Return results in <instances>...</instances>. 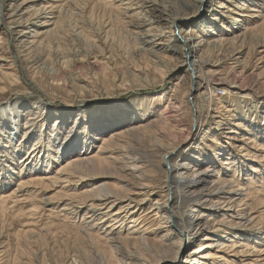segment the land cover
<instances>
[{
	"label": "rangeland",
	"instance_id": "obj_1",
	"mask_svg": "<svg viewBox=\"0 0 264 264\" xmlns=\"http://www.w3.org/2000/svg\"><path fill=\"white\" fill-rule=\"evenodd\" d=\"M129 1L132 6L140 2ZM151 1L171 14L181 9L179 0ZM48 2L51 0H0V264H98V255L104 257L105 264H132L135 255L154 264L219 261L208 260L210 255L224 256L228 264H264V0L246 3L259 10V18L254 20L238 17V4L227 0H203L197 9L183 10L195 24L196 35L189 49L201 37L218 41L215 48L210 43L200 53L201 61L210 63L204 71L219 73L218 88L203 97L199 96L203 89H195L190 74L174 68L183 51L174 36L171 46L180 54L161 53L156 58L149 53L156 42L173 35V30L161 26L155 33L170 34L146 43L137 34L147 29L137 17H129L127 6L118 0H55L54 9L47 8ZM24 4L26 13L20 15L17 9ZM206 15L205 26L200 22ZM235 19L240 22L235 23ZM26 20L28 25L23 29L28 32L38 29L33 24L37 20L52 24L41 30L37 48H21L14 41L22 29L17 25ZM240 28L245 30L238 31ZM168 106L172 115L166 110ZM126 108L128 113L123 112ZM167 115L173 123L161 124L165 122L160 118ZM220 120L225 124L218 126ZM252 123L254 127L249 128ZM202 129L208 132L204 135ZM231 129L239 133L234 134L238 140L230 139L233 135L227 131ZM114 136L115 145L104 142ZM57 141L60 146H77L95 159L102 155L108 162L123 161L129 152L137 154L140 164L151 161L144 165V172L156 189L141 205L144 214L154 210L148 215L152 222L145 233L131 234L142 229H129L128 221L120 235L121 244H116L121 250L105 239L107 225H112L109 230L116 227L112 213L128 201H118L113 211L102 209L105 216L100 215L85 232L81 224L86 208L79 216H61L64 203H89L93 189H107L126 200L136 179L126 171L101 170L98 165L85 176L87 179L79 171L72 172L74 169L62 175L65 170H61L76 155L63 148H55L59 152L54 153L50 147ZM170 151L205 159L204 167L217 159L221 179L231 180L235 188L239 185L250 190L248 211H259L253 215L255 222L243 227L222 226L218 221L223 217L207 214L201 218L202 225L208 223L205 232L196 226L195 232L185 236H167L170 227L164 224L162 214L153 215L158 213L156 202L165 195L162 158ZM253 168L259 175L253 174ZM42 176L51 178L52 186L41 182ZM21 182L25 190L18 189ZM214 185L215 189L219 186ZM221 203L220 215L230 212L229 205ZM172 211L180 213L176 208ZM102 216L107 222L96 225ZM244 243L249 250L242 247ZM163 255L172 259L164 261Z\"/></svg>",
	"mask_w": 264,
	"mask_h": 264
},
{
	"label": "bare ground",
	"instance_id": "obj_2",
	"mask_svg": "<svg viewBox=\"0 0 264 264\" xmlns=\"http://www.w3.org/2000/svg\"><path fill=\"white\" fill-rule=\"evenodd\" d=\"M54 1L55 0H51V2H48V4H49V5H47L48 9L53 8V2ZM134 1H139V0H134ZM239 1H243V2H239ZM248 1L251 2L253 0H227V2L230 4H235V3L238 4V5H235V7L237 9H239L241 12V13H238V17H248L252 20L259 18V16H258L259 10L256 8L251 9L246 4V3H248ZM118 2L121 3V5H123V6L124 5L127 6L125 9V13L129 17L130 16L131 17L132 16L137 17L139 22H140L141 27L144 28L145 30L147 29L146 31H148V32H144L142 34H137V35H139L138 37L142 38L143 41H145L146 43H149V41H151L152 38L162 37L165 34H170V32L169 33L166 32L163 34V32H161V31H159V32L157 31V33H155L156 30L159 28L167 27L170 31L173 30L171 32V33H173V35H171V36L166 35V38L164 40H160V41L156 42L149 53L156 58H158V55H160L161 53H170V54L177 55V53H179V49L175 48L174 46H171V43H172L171 37L174 36L175 42H177L179 45H181L182 50H183L181 53L182 60L180 62L177 61L176 62L177 64H175L174 68L178 69V70L179 69H185V71L190 74V78L195 84V86H194L195 89L198 91L200 89H203V91L200 92L199 96L203 97L204 95H206V93H208L207 95L214 94L213 93L214 90H216L218 88V85H219L217 83L218 79L216 78L219 76V75L217 76V74H219V73H216V71H212L211 69L204 71L205 68L210 67V63L205 62V61H201L200 53H201V51H203L202 50L203 47L207 44L211 43L212 44L211 46H213L215 48L218 41L217 40L209 41V40L201 37L196 43H194V47L192 49H189V45L196 35V33L193 32L194 31L193 28L195 27L194 26L195 24L193 23L191 18H186L184 16L185 14L183 13V10H188L191 8L197 9L199 6H201L203 0H179V5H180L181 9L178 11L174 10L175 12H172V14H171V12H169L168 9H167L168 11L166 9H164L162 7V5H160V3L157 4L151 0H140V2L134 3L133 6L130 5L129 0H118ZM25 3H27V2H25ZM9 4L7 6H9ZM25 5L26 4H24L23 6H21L20 8L17 9V12L21 13L20 15H24L26 13L24 11ZM217 7L220 8L221 6H217ZM229 11H232V10H229ZM43 12L45 13V11H43ZM245 13H251V14L246 15ZM14 15H15V13L10 15V18H13ZM16 15H18V14H16ZM207 16L208 15H206L204 17L205 19L202 22H200L202 25H205V26L208 25L207 21L209 18L206 20ZM0 20H3L2 16H0ZM39 20H41V19H39ZM39 20H37L33 23L34 26H37L38 29H36V30L31 29V32L25 31V29H23L26 25H28L27 20L25 22H23L24 24L22 23V24L17 25L18 28H22V29H20L18 32H16V34H15L16 38L14 39V41L18 42L20 44L21 48L29 49V48H37V46H39V44H40L39 37L42 33L41 30H43L47 26L52 25V24H50V21H42L41 22ZM0 22H2V21H0ZM135 22H137V20ZM234 22L237 23L240 21L235 19ZM200 23H198V24H200ZM133 26H135V25H133ZM141 27H140V29H142ZM235 28L236 27L234 26V29ZM236 29H239V28H236ZM241 30H245V28H240V30H238V31H241ZM227 31H229V30H227ZM172 41H173V39H172ZM12 42H13V40H12ZM220 83H222V82H220ZM209 90H210V92H209ZM203 92H205V93H203ZM174 98H176V97H174ZM175 108H176V106H175ZM166 110L169 111L168 112L169 114L171 113L170 112L171 111L170 106H168ZM123 112L128 113L129 109L126 108ZM170 115H172V114H170ZM170 115H167V117H164V116L161 117L160 122H165V123H161V124L164 125L167 123H171L172 119L170 120L171 122H169V119H168L169 117H171ZM173 120H174V118H173ZM177 122H179V121H177ZM224 124L225 123H223V120H220L218 122V126L224 125ZM262 126L264 127V125H262ZM248 127L253 128L254 124L253 123L249 124ZM202 130H203L202 133L204 135H205L204 131H206V133L208 132L207 130H204V129H202ZM217 130H219V129L217 128ZM227 132H228V134L233 135L230 139H232L233 141L238 140L236 138L237 136L236 137L234 136V134L237 133L236 130L231 129ZM237 134H239V133H237ZM132 138L134 141H136L134 139V137H132ZM114 139H115V136L112 137L111 139H108V140L105 139L104 142H106V143L108 142L107 143L108 145H110V144L115 145L114 142H116V141H114ZM127 143H129V142H127ZM213 143L214 144L217 143V140L214 139ZM132 146L136 147V145L134 146V144ZM55 148L56 149L63 148L61 150L67 151V152L72 150L70 152V155H74V154L76 155V156H73L74 159H72L71 162H68L67 163L68 165L61 170V171L65 170V172L63 171L64 174H62L63 172H61L62 175H65L66 172L74 169L72 172L76 173L79 171L78 173L85 174V175H83L84 177L85 176L89 177V174H91L92 171H94L93 166L98 165V167L97 166H95V167L100 168L101 170H106L107 168L111 169V170L112 169L116 170L115 168H117L121 171H126L130 175H132L133 178L136 179V183L134 184L135 186H133V190L130 192L131 194H129V196H131V197H126V200L122 199L120 197L121 194L119 195V194L111 193L107 189L106 190L93 189L92 190L93 191L92 198H90L89 203H75V202L64 203V205L62 206L63 207V209H62L63 214L61 216H64V217H66V215H68V216L69 215L79 216V214H81V212L83 211V208H86V211H88V213H85L84 215H86V216L82 217L83 219H82V224H81L82 229L85 232V231H87L88 227H91L93 225V224L91 225V223H93V221H95L97 218H99L100 215H103V214H101L102 209L107 208V210H112L113 207L118 203V201H124V202L128 201V203L126 205L121 206L119 209H117V211H114L112 213L111 216L114 219H112L111 221H114V223H115L114 226H116V227H114V228L112 227L109 230L108 228H110L112 225H107V227H106L107 230H105V232H103L105 234V236H104L105 239L107 240V238H108L107 242H111L114 245L115 249L121 250V247L120 248H119V246L117 247L116 244H119V243L121 244L120 241L122 239H120L121 238L120 235H121V233H123L122 232L123 227L126 226V223L128 221L131 224L129 226V229H135L138 226H139V228H137V229H142V230H134L131 234L134 235L136 233H140V231L142 233L143 232L145 233L147 231L148 227H146V226L148 225V223L152 222V220L149 222L150 218L148 217V215L150 213H153L154 210L151 209L148 213L144 214L143 212H141L142 211L141 205L143 204L144 201L146 202V199H148L149 197H151L153 195L152 190L156 189V188H153L152 185L147 182L149 180V178H148V175L145 174V172H144V169L146 168V166L149 163H151V161L150 162L147 161L145 163L140 164V162H142V160L140 158H138L137 154L134 155L133 152L128 153L125 151L128 154H125V155L122 154L123 155V158H122L123 161L119 160L116 162H108L107 159L102 157V155L99 156L100 154L98 155L99 158L95 159L94 156L93 157L86 156V154H84V152H81V148H78L77 146L76 147H74V145L72 147H70V145L60 146L58 141H57V143H55V145L50 147V149L53 150L54 153H58L59 151L57 152V150H55ZM109 149H111V148H109ZM136 149L138 150V147ZM133 150L135 151V149H133ZM137 150H136V152H137ZM131 151H132V149H131ZM139 151H141V150H139ZM67 152L65 155H67ZM219 152L220 151L216 152V154L214 155V159H216V156H217V154H219ZM142 154H144V153H142ZM145 154H147V153H145ZM142 156H144V155H142ZM147 156H149V155H147ZM150 156H152V155H150ZM139 157H140V155H139ZM142 159L144 161V158H142ZM149 160H151V159H149ZM217 161H218L217 159H216V161H210V163L208 162L210 165L207 167H204V165L207 161L205 162V159H201L200 157H195L194 155H189V156L177 155V153H175L174 151H170V152L165 153V155L162 158V162H164V164L166 166V168H165L166 169V187L164 189L165 195L163 194L164 195V196H162L163 199H159L156 202V204H155L157 206L156 211L158 213H155L153 216H156V214H162V216H163L162 219H164V221H165L164 224H166V226L169 225V227H170L169 232H167V236L179 235V234H180V236L181 235L185 236L187 233L189 234V232L190 233L191 232L193 233V231L195 232L194 229L196 226H197L196 229H198V231L205 232L208 229V225H207L208 223L205 222L206 224L202 225L201 224V218L206 216L207 214H208V216H211V217L215 216L216 219L223 217V219H219V221H218V224L222 225V226L225 224L226 225L230 224V226L243 227L245 224H253V222H255L256 218L253 215L255 213H258L259 211L258 212L252 211L255 208L250 209V212L248 211L249 210L248 205H249L251 195H252L250 190H246V188L241 187L239 185L236 186V188H235V187H233L234 185L232 186V183L230 182L231 180L221 179L220 171H217V167L215 166V164H217L216 163ZM145 164H146V166H144ZM109 165H112L113 167H110ZM38 168H39V166H35V169H38ZM97 171H98V169H97ZM70 172H68V173H70ZM137 173H139V175H137ZM253 174L259 175L257 168H255V169L253 168ZM69 176H71V175L69 174ZM84 177L81 176V179H84ZM215 177H218V179L216 181H215ZM60 178H61V176H60ZM70 179H69V181H70ZM85 179H87V178L85 177ZM0 180H1V178H0ZM252 180H253V178H252ZM255 180H256V178H255ZM46 181H48L50 183V186H52V184H53L52 179L48 178L47 176H42L41 182H46ZM55 181H56V179H55ZM65 183H68L67 180ZM215 183H218V185H219V186H217L218 187L217 189H215V187H212V185H214ZM71 184L73 185L72 181H71ZM74 186H75V184H74ZM69 187H70V185H69ZM24 188H26L25 184L21 182L19 184L18 189H24ZM245 192H247V193L245 194ZM118 193H120V192H118ZM64 194H65V191H64ZM86 198H88V197H86ZM140 198H142V199H140ZM61 201L63 202L65 200L61 199ZM223 201L230 206V207L228 206V208H227V211H230V212H224L222 215H220L218 207H219V205L222 204L221 202H223ZM238 201H239V203L237 204L236 202H238ZM257 201H259V200L257 199L256 202ZM47 203L49 204V201ZM57 203H58V201H57ZM258 203L260 204L261 202H258ZM243 204H244V206H243ZM87 207H88V209H87ZM167 207H168V209H167ZM174 208L179 210L180 213H177V212L175 213L174 211H172V210H174ZM169 209H170V211H169ZM70 211H71V213H70ZM112 211H110V212H112ZM261 213H262V211H261ZM261 213L259 216H261ZM103 216H105V215H103ZM103 216L100 218L101 221L99 223H97L96 225H102L105 222H107L106 217H103ZM107 216H108V214H107ZM212 219L213 218H211V220ZM260 220H262V219H260ZM214 224H216V223H214ZM237 229H239V228H237ZM127 239L129 240L130 237L129 238L127 237ZM177 244H178V242L174 243V245H177ZM233 246H235V244ZM242 247H245L246 250H249V245H246L245 243L242 244ZM252 250H254V248ZM119 254H121V252ZM124 254H125V252H124ZM126 254H127V252H126ZM260 254H261V252H260ZM131 255L134 256L133 254H131ZM171 257L174 259L173 254ZM171 257L168 256V258H166V256L163 255V257H161V259H163L165 261L166 259L169 260V258L172 259ZM209 257H208V260L214 259V258L219 259V261H217L216 263L212 262L211 264H219L220 262H222L220 264H228L226 262L227 260L225 259L224 256L218 257L215 255L214 256L210 255ZM96 258L98 259V262H99L98 264H105L104 257H102V255H98ZM129 258H127V259L129 260ZM132 259H133V257H132ZM134 259L136 261L132 262V264H154L155 263V262L154 263L149 262V260H145L139 256H136V255H135ZM157 259L159 260V258H157ZM155 261H157V260L155 259ZM159 262H161V260H159ZM106 263H108V262H106ZM206 263H209V262H206ZM231 263H236V262H231ZM158 264H160V263H158Z\"/></svg>",
	"mask_w": 264,
	"mask_h": 264
}]
</instances>
